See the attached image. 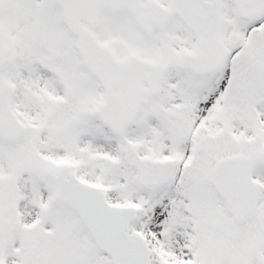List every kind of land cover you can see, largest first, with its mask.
Listing matches in <instances>:
<instances>
[{
  "label": "snow or ice",
  "instance_id": "1",
  "mask_svg": "<svg viewBox=\"0 0 264 264\" xmlns=\"http://www.w3.org/2000/svg\"><path fill=\"white\" fill-rule=\"evenodd\" d=\"M0 264H264V0H0Z\"/></svg>",
  "mask_w": 264,
  "mask_h": 264
}]
</instances>
